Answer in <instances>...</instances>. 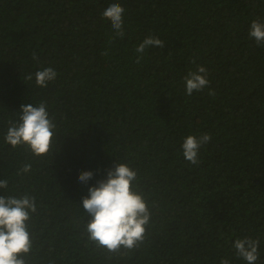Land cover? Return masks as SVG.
<instances>
[{
	"label": "trees",
	"instance_id": "obj_1",
	"mask_svg": "<svg viewBox=\"0 0 264 264\" xmlns=\"http://www.w3.org/2000/svg\"><path fill=\"white\" fill-rule=\"evenodd\" d=\"M114 2L123 38L102 16ZM253 19L264 21V0H0V195L35 197L27 264H247L233 247L245 236L259 239L264 264V45L249 37ZM149 35L164 47L137 64ZM198 65L210 83L189 96L184 76ZM45 67L58 75L40 87ZM41 101L57 127L35 156L4 137L22 104ZM203 133L193 165L181 145ZM116 161L138 169L155 202L144 243L126 255L88 241L81 205ZM83 171L94 173L87 184Z\"/></svg>",
	"mask_w": 264,
	"mask_h": 264
},
{
	"label": "clouds",
	"instance_id": "obj_2",
	"mask_svg": "<svg viewBox=\"0 0 264 264\" xmlns=\"http://www.w3.org/2000/svg\"><path fill=\"white\" fill-rule=\"evenodd\" d=\"M125 8L119 3H111L103 12V18L111 23L115 37L123 38ZM113 37V39L115 38ZM249 37L254 38L257 45H264V21L253 19L250 24ZM165 41L155 35H149L135 48L138 53L135 63L140 64L146 49L164 47ZM107 55V53H104ZM33 59L38 60L36 53ZM195 63V61H193ZM35 83L47 87L49 82L57 78L53 67H45L35 72ZM208 70L198 65L196 70H189L184 76L186 94L200 92L209 86ZM32 74L25 79L31 80ZM209 95L215 91L209 89ZM4 137L11 147L24 146L33 155H47L54 144L57 127L54 117L47 110V102L41 101L37 106L22 104L18 120H9ZM211 135L203 133L188 135L181 147L184 158L193 165L200 163L199 150L209 143ZM31 165L26 164L20 170L27 173ZM92 171H83L78 179L81 183L93 179ZM8 181L0 179V189H7ZM82 207L89 217L85 231L88 241L109 254H127L138 249L145 241L147 229L151 226V208L155 202H149L140 187L138 169L129 163L115 162L109 168L106 177L97 180L88 188V195L82 199ZM34 196L0 195V264H27L25 257L30 253L33 242L30 237L29 221L36 213ZM236 256L243 258L247 264H255L259 258V239L250 237L236 238L233 242ZM220 264H230L229 259L221 258Z\"/></svg>",
	"mask_w": 264,
	"mask_h": 264
}]
</instances>
